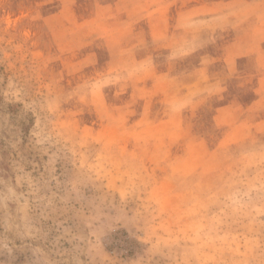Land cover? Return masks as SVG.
<instances>
[{
	"label": "rangeland",
	"instance_id": "rangeland-1",
	"mask_svg": "<svg viewBox=\"0 0 264 264\" xmlns=\"http://www.w3.org/2000/svg\"><path fill=\"white\" fill-rule=\"evenodd\" d=\"M0 264H264V0H0Z\"/></svg>",
	"mask_w": 264,
	"mask_h": 264
},
{
	"label": "crops",
	"instance_id": "crops-1",
	"mask_svg": "<svg viewBox=\"0 0 264 264\" xmlns=\"http://www.w3.org/2000/svg\"><path fill=\"white\" fill-rule=\"evenodd\" d=\"M231 1H233V0H231Z\"/></svg>",
	"mask_w": 264,
	"mask_h": 264
}]
</instances>
